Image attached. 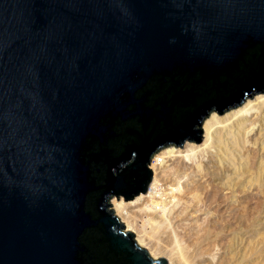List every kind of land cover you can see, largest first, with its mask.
<instances>
[{
    "label": "water",
    "instance_id": "95a60500",
    "mask_svg": "<svg viewBox=\"0 0 264 264\" xmlns=\"http://www.w3.org/2000/svg\"><path fill=\"white\" fill-rule=\"evenodd\" d=\"M263 94L264 0H0V264H167L110 200Z\"/></svg>",
    "mask_w": 264,
    "mask_h": 264
},
{
    "label": "rangeland",
    "instance_id": "374dc122",
    "mask_svg": "<svg viewBox=\"0 0 264 264\" xmlns=\"http://www.w3.org/2000/svg\"><path fill=\"white\" fill-rule=\"evenodd\" d=\"M236 110L214 112L208 119H218L212 131L204 130L200 144L170 145L152 157L149 167L156 169L155 188L161 196L110 200L124 230L132 232L154 260L264 264V105L233 118ZM173 148L182 155H162ZM157 156L164 157L163 162L153 165ZM164 170L168 172L162 174Z\"/></svg>",
    "mask_w": 264,
    "mask_h": 264
},
{
    "label": "bare ground",
    "instance_id": "6f19581e",
    "mask_svg": "<svg viewBox=\"0 0 264 264\" xmlns=\"http://www.w3.org/2000/svg\"><path fill=\"white\" fill-rule=\"evenodd\" d=\"M258 96V97H257ZM257 96H255L254 98L255 99H249V101L247 100L246 102V104L241 108V109H239V110H236V109H234V110H236L235 111V113L232 115V117L234 118V116H241V115H245V114H247V113H249V112H251V111H253V110H256L257 108H259L260 106H263L264 105V94L263 95H257ZM238 109V108H237ZM214 114V113H213ZM212 115V114H211ZM210 115V116H211ZM231 117V118H232ZM210 118V117H209ZM208 119V118H207ZM205 120L204 121V125H203V130H206V132L207 133H209L210 131H212V128L214 127V125H215V120H217L218 118H217V116H212L211 117V119H208V120ZM225 121V120H224ZM205 132V133H206ZM206 133V134H207ZM209 135V134H208ZM207 135V136H208ZM190 143V142H189ZM208 143V142H207ZM187 144V143H186ZM185 144V145H186ZM194 148V147H193ZM205 148V147H204ZM207 148V147H206ZM185 152V151H184ZM162 155L164 156H166L165 158H177V157H180L181 155H182V151H180V150H176L175 148H173V149H168V150H166L164 153H162ZM167 155H169V157H167ZM161 156H157L155 159H154V164L153 165H155V164H159V163H161V162H163V158L161 159L160 158ZM166 162V161H165ZM152 171H153V173H154V175H153V178H154V182H153V184H152V187L150 188V192L149 193H147V194H141V195H146V197H151L152 198V196H154L155 197V195H159V196H161V193L159 192V191H156V188H155V184H156V182H157V173H156V169L154 168V166H152ZM166 172H168V171H166V170H164L163 172H161L162 174H165ZM154 191H156V193L154 194V195H152V193L154 192ZM140 195V196H141ZM139 197V196H138ZM137 197V198H138ZM152 201H154V202H156V200L155 199H152ZM174 201V200H173ZM124 204L121 202V204H119L118 203V205H117V208H120V207H122ZM156 206H158V203H156V205H155V207ZM116 208V207H115ZM150 210H153L152 208L150 209ZM155 210V209H154ZM162 210V214H163V216H165V214L167 213V208H166V205L165 206H163V208L161 209ZM119 212V211H118ZM123 214H124V212H123ZM143 242V241H142ZM142 244V243H141ZM160 248V247H159ZM151 253H153V252H151ZM163 253L165 254V251H163ZM153 255L154 256H159L160 255V253L159 252H155L154 251V253H153ZM161 256V255H160ZM172 264V263H171Z\"/></svg>",
    "mask_w": 264,
    "mask_h": 264
}]
</instances>
